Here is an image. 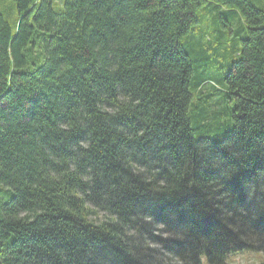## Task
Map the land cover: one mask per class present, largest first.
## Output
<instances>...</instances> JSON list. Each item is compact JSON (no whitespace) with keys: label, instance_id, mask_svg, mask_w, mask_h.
Listing matches in <instances>:
<instances>
[{"label":"trees","instance_id":"1","mask_svg":"<svg viewBox=\"0 0 264 264\" xmlns=\"http://www.w3.org/2000/svg\"><path fill=\"white\" fill-rule=\"evenodd\" d=\"M203 6L212 30L220 19L235 36L213 41ZM223 40L238 59L218 81L201 66ZM227 97L224 136L197 135ZM10 188L0 264L264 253V0H0V190Z\"/></svg>","mask_w":264,"mask_h":264},{"label":"rangeland","instance_id":"2","mask_svg":"<svg viewBox=\"0 0 264 264\" xmlns=\"http://www.w3.org/2000/svg\"><path fill=\"white\" fill-rule=\"evenodd\" d=\"M62 3L63 0H61V6ZM55 7L57 8L58 6L55 5ZM198 14H199V18H201L200 24L202 25L204 24L203 26L206 25L204 31L212 38L213 41L217 39L220 40V36L219 38H217V34H220L222 31L229 34L227 36L229 40L231 37L235 36L234 34L236 33V31L238 32V27L237 30L231 31L228 26H224V24L226 23L221 22L220 19H219L220 30H218L217 32L212 30L214 25L213 17L215 16L212 13H210L207 7L205 6L199 9ZM222 16L225 18L226 21L228 19H231V17H229L228 13L226 12H223ZM236 24H237L236 20L232 22L233 26H236ZM197 30L199 29H197L196 27L192 28L189 31L188 35H191L193 33L197 34L198 33ZM231 43H233L232 40ZM231 43L229 41H226L225 43V41L223 40L219 48L213 49L214 52H213V56H211V59H208L207 60L208 63H206L203 67L201 66V73L203 72L205 75L214 77L216 80L220 81L223 74L227 72L228 69L230 68L231 63L238 59V55L232 53L227 48V46H229ZM221 96H222V92H221ZM216 97L217 96H214L213 99H216ZM228 98L229 97L223 98L225 101H222L220 103L219 108L221 110V115L218 116L216 121L213 122V125L210 123V121H208V119L200 120L199 123L201 126L197 128L196 131L197 135L206 136L213 140H219L224 136L226 130L230 127L231 124L230 110L231 107L233 106V102L229 101ZM13 193L14 192L11 188L8 189L7 191L0 190V200L4 203H7L12 198ZM203 264H209L206 257H203ZM228 264H264V253L259 251L243 250L232 254L229 258Z\"/></svg>","mask_w":264,"mask_h":264}]
</instances>
